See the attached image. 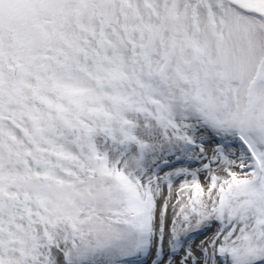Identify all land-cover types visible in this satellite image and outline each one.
Wrapping results in <instances>:
<instances>
[{"label":"snow or ice","instance_id":"snow-or-ice-1","mask_svg":"<svg viewBox=\"0 0 264 264\" xmlns=\"http://www.w3.org/2000/svg\"><path fill=\"white\" fill-rule=\"evenodd\" d=\"M0 264H264V0H0Z\"/></svg>","mask_w":264,"mask_h":264}]
</instances>
